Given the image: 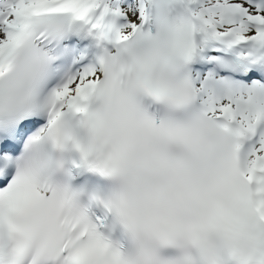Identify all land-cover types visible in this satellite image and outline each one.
I'll return each mask as SVG.
<instances>
[{"label": "snow or ice", "instance_id": "6c2138e0", "mask_svg": "<svg viewBox=\"0 0 264 264\" xmlns=\"http://www.w3.org/2000/svg\"><path fill=\"white\" fill-rule=\"evenodd\" d=\"M0 264H264V0H0Z\"/></svg>", "mask_w": 264, "mask_h": 264}]
</instances>
